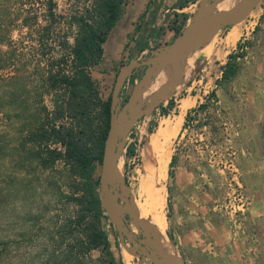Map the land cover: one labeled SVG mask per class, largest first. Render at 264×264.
I'll use <instances>...</instances> for the list:
<instances>
[{
    "label": "rangeland",
    "instance_id": "374dc122",
    "mask_svg": "<svg viewBox=\"0 0 264 264\" xmlns=\"http://www.w3.org/2000/svg\"><path fill=\"white\" fill-rule=\"evenodd\" d=\"M198 1L202 0H196L178 11L177 18L174 17L175 11L169 8L174 0L129 2L104 45L101 64L91 70L102 100L111 95L115 77L122 66L134 57L136 61H141L150 56L151 53L136 51L133 42L140 34L138 26L141 30L145 29L143 24L150 18L149 13L153 9L161 13L157 21L159 36L154 41V46L161 48L172 43L193 20ZM7 3L0 0V25L10 23L7 30L11 39L16 43L25 41L21 42L17 53L25 63L31 58L29 43L23 39L24 36H20L19 22L15 17L21 14L22 4H25V9L28 4H36L33 0H9ZM57 3L58 12L62 14L67 7L66 0H57ZM216 7H219L218 3ZM222 11L226 10H212L214 13ZM144 13L148 14L143 18ZM178 27L180 29L176 33ZM232 28L238 29L239 45L242 47V50L235 47L232 52H243L245 56L237 60L235 77L221 81L220 63H226L232 53L227 54L231 48L224 49L222 45ZM144 31L147 33V30ZM188 60L190 63L185 65L181 81L161 102L165 106L170 97L176 99L178 107L175 111L162 116L157 106L152 114L139 119L127 134L122 154L117 160L124 184H118L115 189L116 202L123 211L124 223L128 228L130 226L133 235L142 234L131 225L132 218L127 210L132 207L133 213L147 225L150 233L166 236L170 252L178 254L177 258L183 264H223L224 253L218 251L217 243L208 232L213 226L225 227L236 243H254L256 239L250 237L247 231L255 225L258 229L262 228L264 242V0L242 22L221 30L209 42L190 53L186 57ZM187 71L190 73L186 75ZM143 72L140 68L125 81L119 94L121 107ZM212 91L215 92V99L206 101ZM184 98L187 99L185 101L197 99V103L187 112L190 113V121L184 128L182 121L179 132L169 139L171 156H176V163L172 178L166 171V176L159 179L161 187L164 186L162 189L166 190L162 210L165 219L159 226L141 209L144 204L142 197L147 195L145 192L148 193L146 188L143 190L141 187V177L149 174L154 166L158 167L157 162L147 166L150 163V139L165 123L172 122L181 113H184L183 118L186 116L185 109L184 112L182 109ZM205 101L206 108L198 109ZM150 105L151 101L141 108ZM6 117L8 115L0 116V264H74L65 256L66 247L74 237L60 236L64 233L60 227L72 211L64 198L71 184L68 175H65L61 163L51 172L29 170L25 164L22 165L24 151L13 147L18 123ZM150 127L152 133L148 132ZM128 145H134L135 149L130 157L126 156ZM100 172L101 166L96 165L94 175L98 179ZM196 198L200 210L206 213L204 218L196 219L204 234H198L189 224L180 223L179 210L188 212L191 200ZM253 212L262 222L251 221ZM175 219L178 226L174 225ZM102 227L114 261L121 259L122 264H150L116 233L108 218L102 220ZM168 234L173 237V242ZM152 239L154 246L167 252V245L162 240ZM79 260L83 264H105L106 256L103 251L97 250L90 254L88 260Z\"/></svg>",
    "mask_w": 264,
    "mask_h": 264
},
{
    "label": "trees",
    "instance_id": "16d2710c",
    "mask_svg": "<svg viewBox=\"0 0 264 264\" xmlns=\"http://www.w3.org/2000/svg\"><path fill=\"white\" fill-rule=\"evenodd\" d=\"M33 1L36 6L31 3L25 9L22 4L21 14L15 17L32 59L25 63L19 59L17 53L25 41L11 39L10 23L0 25V116L8 115L6 119L18 123L13 147L24 151L22 165L51 172L61 163L68 175L71 184L64 198L72 211L60 227L64 232L60 236L74 237L66 247L67 260L83 264L80 258L88 260L93 251L101 250L105 264H122L121 259L114 261L102 227L107 218L94 175L96 165L101 166L109 129L110 95L102 100L91 70L101 64L104 45L131 0H66L62 14L57 0ZM195 2L174 0L169 8L177 18L178 11ZM160 14L153 9L143 24L145 29L138 26L140 34L133 41L136 51H143L146 38L159 31ZM244 56L243 52L228 55L221 67V81L235 77L237 60ZM211 98L215 99L214 91L206 101ZM206 101L198 109L206 108ZM175 106L174 99H169L165 106H158L159 114L167 116ZM190 119L188 113L183 128ZM148 132H153L151 127ZM134 151V145H128L126 156ZM175 161L172 155L167 170L170 178ZM168 238L173 242L169 234Z\"/></svg>",
    "mask_w": 264,
    "mask_h": 264
},
{
    "label": "water",
    "instance_id": "95a60500",
    "mask_svg": "<svg viewBox=\"0 0 264 264\" xmlns=\"http://www.w3.org/2000/svg\"><path fill=\"white\" fill-rule=\"evenodd\" d=\"M204 7H200L189 25L178 34L172 43L153 51L145 60L136 61L132 58L128 64L118 71L110 95L109 129L103 147L101 172L99 176V199L106 217L118 232L131 244H136L130 226H125L123 211L116 202V187L124 181L116 169L117 160L122 154L125 139L134 124L141 118L153 113L155 108L181 81V74L186 65V57L198 47L209 42L221 30L237 25L261 3L262 0H241L234 8L222 12H212L220 0H203ZM169 68V74L154 93L150 94L147 102H142V93L151 87L154 79ZM144 70L138 82L134 84L132 92L121 107L120 91L125 81L137 70ZM171 99V97H170ZM151 101L149 107L141 108L144 103ZM162 104V103H161ZM129 212L132 227L143 235L145 248L140 252L152 264H183L179 258L175 260L159 247L153 245V239L145 223L134 216V208ZM137 245V244H136ZM149 248L151 251L146 249Z\"/></svg>",
    "mask_w": 264,
    "mask_h": 264
},
{
    "label": "crops",
    "instance_id": "0c3cea01",
    "mask_svg": "<svg viewBox=\"0 0 264 264\" xmlns=\"http://www.w3.org/2000/svg\"><path fill=\"white\" fill-rule=\"evenodd\" d=\"M199 2L204 3V1L203 0L198 1V3H197L198 8L201 7L203 9L204 5L199 6ZM240 2H241V0H223L222 2L218 3V6H219L220 10H227V9L234 8L236 6V3L239 4ZM238 32L239 31L237 28L236 29L232 28L231 31L227 34L226 38L224 39L222 47L224 48L227 45L226 47L229 46L231 48L230 49L231 51L228 50L226 52L227 54L232 52L234 50V48L238 46V44H239V38H238L239 33ZM158 36H159V32H156V30L153 32V34H151V36L149 35V37H147L145 40L146 41L145 42L146 48L144 47V49H143V51H141V53L142 52L143 53H152L153 51L160 48V47L154 46V41H156ZM149 49H152V50H149ZM203 49H205V48L203 47ZM189 63H190L189 60L186 61V64H189ZM224 64H225V62L220 63V66H223ZM189 73H190V71H187L186 75ZM168 74H169V68L166 67L154 79V81L151 84V87L142 93V102H147V99L150 96V94L152 92H154L162 83H164L166 81ZM194 97H192V98H194ZM192 98L189 99L188 101H185V100H187L186 98L182 99V100H184L183 106H182L183 112L185 109V112L187 113L190 110V108H192L194 106V104L197 103V99H194V101H193ZM174 101H175V103H177L176 99H174ZM198 103H200V102H198ZM176 107H178V106H175L173 108V110L170 111L169 113L174 112ZM178 116H176V117H178ZM182 121H184V118L182 119ZM168 123L173 124L174 121L168 122ZM181 124H183V123H181ZM165 125H166V123H165ZM165 125L163 128L166 130ZM167 129L168 130L165 131L166 139L169 140L170 136L176 134L177 131L179 129H181V127L175 128L173 126L171 128H167ZM148 155L150 157V163L148 162L147 166H150L151 164H154L157 162V156L155 154L154 148H150ZM175 160H176V156H175ZM169 161H170V159H169ZM169 161H168V163H169ZM168 163L166 166V171L168 168ZM175 163H176V161H175ZM187 209L188 208H186L185 210H187ZM200 209H201V206L198 203L197 198L195 200L192 199L188 212H186V211L182 212L179 210V212H180V223H182V225L183 224H186V225L189 224L194 229V231L198 232V234H204L203 233L204 230L203 231L200 230V226H199L200 224L196 220L200 217L204 218V215L206 214L205 212H203ZM252 216H253V219L251 221L253 223L254 222H257V223L262 222L260 219H258L259 216L257 218V215L255 213H254V215L252 214ZM175 218L177 219L178 215H176ZM174 225L178 226V220H176V222H174ZM224 228L223 227L217 228V227L213 226L212 229L208 230L209 235L213 238L212 240L215 241L218 245V251L224 253V256H222V254L220 253V256H222L223 264H262V261H264V242L262 239L263 238L262 228L258 229L255 225L248 228L247 234L249 236L250 235L254 236V238L256 239L254 243L252 241L251 242L246 241L243 243H236L232 240L230 234H228L226 232V230H225L226 228L225 229ZM257 239H259V241ZM256 241H258V242H256ZM219 245L221 248H219Z\"/></svg>",
    "mask_w": 264,
    "mask_h": 264
},
{
    "label": "bare ground",
    "instance_id": "6f19581e",
    "mask_svg": "<svg viewBox=\"0 0 264 264\" xmlns=\"http://www.w3.org/2000/svg\"><path fill=\"white\" fill-rule=\"evenodd\" d=\"M222 1L223 0H220L218 3L222 2ZM204 3L199 2V6L204 5ZM199 9L200 8H198L197 10H199ZM214 9L220 10L219 7H216ZM216 53L218 54V51ZM183 114L184 113H181L178 117L173 119V121H174L173 124H170L167 122L165 125L166 130H168L167 128H171L173 126L175 128H179L181 123H182ZM166 130L164 128L159 129V132H157V134L154 137H152L150 139V142H149V147L154 148V150H155V153L157 156L158 167L154 166V168H151L152 170L146 169L147 171L150 170V173L144 174V176L141 177L142 178L141 187L143 188V190H144V188H146L145 190H148V193L144 191L145 194H147V195L145 197L144 196L142 197V199L144 198V204L141 205V209H143V211H145L153 219V221L155 223H157L159 226H162L164 219H165V218H163V215H162L163 214L162 210L164 207L163 204H164V197H165L164 196V190L165 189H162V188H164V186L161 187V185H160L161 183L159 182V179L162 176L164 178V175L166 176V174H165L166 173V166H167L169 159L171 158V150L169 149V147H170L169 146V140L166 139V133H165ZM148 167H150V166H148ZM116 169L119 172L118 163L116 165ZM144 184L146 186L143 187ZM143 190L141 189V191H143ZM134 216L137 218V215L135 213H134ZM150 234L152 237L162 240L167 245V252L166 251H164V252L168 255L169 258L175 260L178 257V254L170 252V245L168 243L166 236L156 235V234H152V233H150Z\"/></svg>",
    "mask_w": 264,
    "mask_h": 264
},
{
    "label": "flooded vegetation",
    "instance_id": "af4514ba",
    "mask_svg": "<svg viewBox=\"0 0 264 264\" xmlns=\"http://www.w3.org/2000/svg\"><path fill=\"white\" fill-rule=\"evenodd\" d=\"M126 216V215H125ZM125 226H127V224H125ZM116 233L118 234V232L116 231ZM119 235V234H118ZM122 239L123 240H125L127 243H128V245H129V247L136 253V254H138V256L140 257V258H144L143 257V255H141L140 254V252H141V250L143 249V248H145V244L144 243H142V240L144 239L143 238V236L142 235H135L134 234V240H135V243L137 244H131V243H129L128 241H127V239L125 238V237H122ZM146 249L149 251H151V249H149V248H147L146 247ZM146 259V258H145ZM147 260V259H146ZM150 264H152V263H150Z\"/></svg>",
    "mask_w": 264,
    "mask_h": 264
},
{
    "label": "built area",
    "instance_id": "2783aa9c",
    "mask_svg": "<svg viewBox=\"0 0 264 264\" xmlns=\"http://www.w3.org/2000/svg\"><path fill=\"white\" fill-rule=\"evenodd\" d=\"M241 48H242V47H241ZM241 48H240V50H242Z\"/></svg>",
    "mask_w": 264,
    "mask_h": 264
}]
</instances>
